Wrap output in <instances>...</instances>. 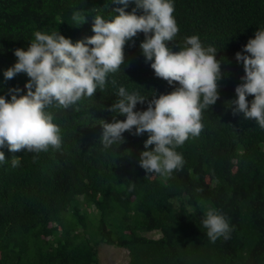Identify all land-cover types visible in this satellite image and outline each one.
Here are the masks:
<instances>
[{
	"label": "trees",
	"instance_id": "16d2710c",
	"mask_svg": "<svg viewBox=\"0 0 264 264\" xmlns=\"http://www.w3.org/2000/svg\"><path fill=\"white\" fill-rule=\"evenodd\" d=\"M174 3L179 32L167 46L178 51L184 37L197 34L217 47L223 73L220 95L203 113L204 129L177 148L183 168L167 178L146 175L138 160L147 132L126 130L116 151H101L100 122H112L108 109L117 98L111 84L78 106H50L62 133L60 149H0V264H103L100 243L127 250L128 264H264V129L229 106L244 75L235 53L264 26V0ZM116 7L122 5L113 0H0V94L10 99L9 88L25 91L26 74L5 81L3 70L36 30L59 31L75 42L94 34L96 14L109 18ZM133 7L130 0L125 11ZM75 10L84 16L81 24L71 19ZM143 39L139 32L125 44V61L110 78L150 100L175 83L154 74L139 48ZM146 107L147 101L138 102L134 111ZM209 206L234 226L230 239L209 241L200 223Z\"/></svg>",
	"mask_w": 264,
	"mask_h": 264
},
{
	"label": "clouds",
	"instance_id": "9594fccd",
	"mask_svg": "<svg viewBox=\"0 0 264 264\" xmlns=\"http://www.w3.org/2000/svg\"><path fill=\"white\" fill-rule=\"evenodd\" d=\"M131 2L135 7L130 12L125 11L130 0H113L122 5L114 9L118 14L109 18L96 14L93 35L73 42L59 31L36 30L27 49L13 50L17 59L3 70L4 80L18 73L29 79L23 94L17 95L22 92L20 87L8 89L10 99L0 94V149L37 154L49 147L60 149L62 133L50 106L63 109L78 106L83 98L92 97L98 89L111 84L117 98L108 109L114 114L112 122H100L101 151H116L125 140L126 130L135 135L147 132L138 160L146 175L167 178L183 168L185 159L177 148L204 129L203 113L220 95L222 61L216 58L217 47L205 44L197 34L184 37L178 51L167 46L177 40L179 32L173 15L174 0ZM71 19L81 24L84 16L75 10ZM139 32L144 34L139 48L145 61H150L154 74L169 85L175 83L170 92L158 96L154 92L150 100L138 90H129L110 78L125 61V44ZM242 49L235 53V59L243 62L244 75L229 106L234 105L233 114L242 113L264 129V26L257 28ZM250 94L253 98L246 99ZM146 101V109L134 111L138 102ZM117 114L125 118L117 119ZM4 162L5 154L0 150V165ZM19 164V156L11 158L12 167ZM200 223L212 243L219 238L230 239L234 229L225 214L214 206L207 207Z\"/></svg>",
	"mask_w": 264,
	"mask_h": 264
},
{
	"label": "rangeland",
	"instance_id": "374dc122",
	"mask_svg": "<svg viewBox=\"0 0 264 264\" xmlns=\"http://www.w3.org/2000/svg\"><path fill=\"white\" fill-rule=\"evenodd\" d=\"M153 236L157 235L153 234ZM98 251L100 261L103 264H128L129 262V253L125 249L100 243Z\"/></svg>",
	"mask_w": 264,
	"mask_h": 264
}]
</instances>
